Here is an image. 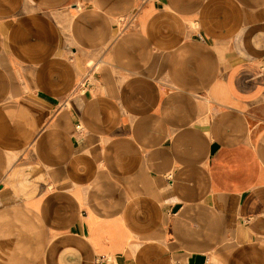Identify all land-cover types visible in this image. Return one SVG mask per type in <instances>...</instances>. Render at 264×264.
Wrapping results in <instances>:
<instances>
[{
	"label": "crops",
	"instance_id": "1",
	"mask_svg": "<svg viewBox=\"0 0 264 264\" xmlns=\"http://www.w3.org/2000/svg\"><path fill=\"white\" fill-rule=\"evenodd\" d=\"M0 264H264V0H0Z\"/></svg>",
	"mask_w": 264,
	"mask_h": 264
}]
</instances>
